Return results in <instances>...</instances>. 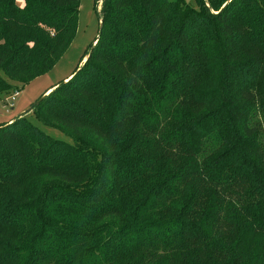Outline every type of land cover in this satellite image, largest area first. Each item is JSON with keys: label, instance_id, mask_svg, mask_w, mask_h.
Here are the masks:
<instances>
[{"label": "trees", "instance_id": "16d2710c", "mask_svg": "<svg viewBox=\"0 0 264 264\" xmlns=\"http://www.w3.org/2000/svg\"><path fill=\"white\" fill-rule=\"evenodd\" d=\"M195 2L102 0L33 106L72 144L0 124V264H264V0ZM80 4L0 0V97L54 68Z\"/></svg>", "mask_w": 264, "mask_h": 264}, {"label": "rangeland", "instance_id": "374dc122", "mask_svg": "<svg viewBox=\"0 0 264 264\" xmlns=\"http://www.w3.org/2000/svg\"><path fill=\"white\" fill-rule=\"evenodd\" d=\"M186 1L192 7L197 8L195 0ZM99 2L97 4L96 0H81L77 35L67 52L52 70L24 85L18 91H12L0 97V123H9L11 119L18 117L22 111H25L43 97L49 88L54 85L58 86L77 68L84 65L97 43L95 40L98 38L100 30L102 0H99ZM13 98L15 99L13 100ZM28 117L34 125L52 138L70 144L73 143V140L61 131L38 122L32 113Z\"/></svg>", "mask_w": 264, "mask_h": 264}, {"label": "crops", "instance_id": "0c3cea01", "mask_svg": "<svg viewBox=\"0 0 264 264\" xmlns=\"http://www.w3.org/2000/svg\"><path fill=\"white\" fill-rule=\"evenodd\" d=\"M84 63V62H83ZM82 63V64H83ZM75 72H73L72 74H70L66 79H65V81L63 80V82H66V81H68L72 76H73V74H74ZM58 85V84H57ZM56 87V85H54L53 87H51V88H49L47 91H46V93L43 95V97L44 96H46V95H48L54 88ZM43 97H41L40 99H42ZM39 99V100H40ZM38 100V101H39ZM37 101V102H38ZM37 102L35 103V104H33V105H31V107H29L28 109H26L25 111H22V113H20L19 115H18V117H23V116H28V115H30L31 113H32V111H33V106L34 105H36L37 104ZM18 117H16V118H18ZM15 117L13 118V119H11L10 121H9V123L10 122H12L13 120H15L16 119ZM8 123V122H7ZM0 124H6L5 122L4 123H0Z\"/></svg>", "mask_w": 264, "mask_h": 264}, {"label": "water", "instance_id": "95a60500", "mask_svg": "<svg viewBox=\"0 0 264 264\" xmlns=\"http://www.w3.org/2000/svg\"><path fill=\"white\" fill-rule=\"evenodd\" d=\"M230 1H231V0H230ZM99 4H100V2H99ZM100 15H101V13H100ZM100 17H101V16H100ZM102 25H103V23H102V20L100 19V30H99L100 32H101V29H102ZM98 37H99V35H98ZM66 82H67V81H66ZM46 96H47V95H46ZM44 97H45V96H44ZM44 97H43V98H44ZM43 98H42V99H43ZM42 99H41V100H42Z\"/></svg>", "mask_w": 264, "mask_h": 264}, {"label": "built area", "instance_id": "2783aa9c", "mask_svg": "<svg viewBox=\"0 0 264 264\" xmlns=\"http://www.w3.org/2000/svg\"><path fill=\"white\" fill-rule=\"evenodd\" d=\"M18 94V93H17ZM15 98H13V100H14Z\"/></svg>", "mask_w": 264, "mask_h": 264}]
</instances>
